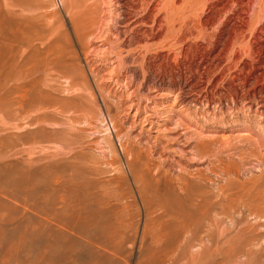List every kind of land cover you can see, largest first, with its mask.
Segmentation results:
<instances>
[{"label": "rangeland", "instance_id": "rangeland-1", "mask_svg": "<svg viewBox=\"0 0 264 264\" xmlns=\"http://www.w3.org/2000/svg\"><path fill=\"white\" fill-rule=\"evenodd\" d=\"M213 1L0 0V264H264V1Z\"/></svg>", "mask_w": 264, "mask_h": 264}, {"label": "bare ground", "instance_id": "bare-ground-1", "mask_svg": "<svg viewBox=\"0 0 264 264\" xmlns=\"http://www.w3.org/2000/svg\"><path fill=\"white\" fill-rule=\"evenodd\" d=\"M215 1V0H214ZM213 1V2H214ZM242 1V0H241ZM253 0H247V2L245 3V4H243L244 5V7H245V9L247 10V11H249V9L251 8V2H252ZM255 1V0H254ZM264 1V0H263ZM236 1L235 0H232V2H230V3H235ZM258 3H259V1H258ZM233 6L235 5V4H232ZM264 5V4H263ZM236 6H237V4H236ZM242 7V6H241ZM243 8V7H242ZM234 10V9H233ZM241 10V9H240ZM243 12V11H242ZM249 13H250V11H249ZM246 15V14H245ZM249 16V15H248ZM255 16V15H254ZM249 18V17H248ZM239 19H243V18H239ZM250 19V18H249ZM249 22L251 21V20H248ZM253 21V20H252ZM247 21H245V23H246ZM248 23V22H247ZM249 24V23H248ZM252 24V23H251ZM261 24V23H260ZM259 25V24H258ZM246 26V25H245ZM260 26V25H259ZM247 27V26H246ZM247 28H249V27H247ZM253 29H254V27H253ZM257 30V29H256ZM262 31V30H261ZM263 32H261V34H262ZM257 34H259L258 32H257ZM238 37V36H237ZM255 38L257 39L258 37H256V35H255ZM254 38V39H255ZM236 40H237V38H236ZM239 40V39H238ZM235 41V40H234ZM233 41V42H234ZM236 43V42H235ZM236 45V44H235ZM248 45V44H247ZM237 46L238 45H236V48H237ZM237 49H240L239 47L237 48ZM242 50V49H241ZM240 50V51H241ZM239 50H236L235 52H234V54L236 55V56H240L241 55V52H242V54H243V51H241L240 52ZM246 54V53H245ZM235 55H234V57H235ZM241 56H244V55H241ZM240 56V57H241ZM242 59V58H241ZM238 60H239V58H238ZM240 61V60H239ZM239 61H237V59H236V62L235 63H238Z\"/></svg>", "mask_w": 264, "mask_h": 264}]
</instances>
